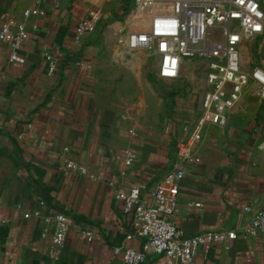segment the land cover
Segmentation results:
<instances>
[{
	"label": "crops",
	"instance_id": "obj_1",
	"mask_svg": "<svg viewBox=\"0 0 264 264\" xmlns=\"http://www.w3.org/2000/svg\"><path fill=\"white\" fill-rule=\"evenodd\" d=\"M37 1L0 0V26L22 19ZM127 4L113 15L104 1L44 0L45 16L26 20L30 39L20 54L23 62L13 63L10 45L0 41V264H125L114 253L117 247L143 250L142 240L126 239L135 224L117 195L138 187L152 202L154 190L174 168L183 121L192 112L177 104L174 93L166 119L151 125L107 95L103 73L117 69L111 61L116 53L132 57L133 68L140 64L126 47L109 45L127 30ZM91 9L101 15L98 28L76 41V28ZM45 50L60 60L55 75L42 58ZM77 60L89 65L78 68ZM118 70L126 91L145 93L128 70ZM193 83L176 94L198 102L206 87L200 93ZM231 121L205 131L195 167L181 182L177 221L187 237L241 228L250 222L245 207L264 206L260 135L255 126L235 127ZM126 151L135 155L131 166ZM71 159L87 173L62 171ZM198 203L201 208L194 206ZM36 211L70 218L59 253L52 251L53 225L25 217ZM85 228L94 230L93 241L82 239ZM196 263L264 264V237L239 239L208 254L200 250ZM144 264L167 261L150 256Z\"/></svg>",
	"mask_w": 264,
	"mask_h": 264
},
{
	"label": "built area",
	"instance_id": "obj_2",
	"mask_svg": "<svg viewBox=\"0 0 264 264\" xmlns=\"http://www.w3.org/2000/svg\"><path fill=\"white\" fill-rule=\"evenodd\" d=\"M43 1L25 9L22 19H8L0 26V41L10 45L13 63L23 62L20 54L30 39L26 20L45 16ZM127 5L124 16L128 27L119 43L145 50L157 59L160 79L176 82L193 78L197 81L193 84L206 88L198 102L189 94L174 95L177 104L190 110L192 116L183 121L174 168L154 190L152 202L142 197L138 187L118 193L117 199L124 203L125 212L135 224L134 233L126 239L142 240L143 250L121 246L114 253L125 264H144L150 256L164 257L167 264H197L200 250L208 254L216 248L229 249L239 239L264 237V206L256 203L245 207L250 222L241 228L209 230L187 237L177 221L180 185L195 167L197 148L205 131L209 127L226 128L234 112L242 109L250 97L264 106V0H130ZM100 21L99 12L89 10L76 28V41L94 33ZM138 21H142L140 26ZM42 58L49 74L55 75L60 60L49 50L43 52ZM75 65L85 68L89 64L77 60ZM258 148L264 154V136L260 137ZM125 155L126 164L131 166L135 155L130 151ZM61 170L87 173L72 159ZM194 206L202 207L199 203ZM25 217L43 218L52 224V251L59 253L64 248L71 225L67 215L42 216L36 211ZM81 237L91 242L95 232L85 228Z\"/></svg>",
	"mask_w": 264,
	"mask_h": 264
},
{
	"label": "rangeland",
	"instance_id": "obj_3",
	"mask_svg": "<svg viewBox=\"0 0 264 264\" xmlns=\"http://www.w3.org/2000/svg\"><path fill=\"white\" fill-rule=\"evenodd\" d=\"M100 1L107 2L105 11L114 15V13L119 12L122 2L130 0H98V2ZM113 19L114 17L111 18V20ZM138 23V26H140L142 21H138ZM119 39L118 37L117 41L116 37H114V39L110 40L109 45L113 49L121 51L125 47L119 43ZM125 49L128 53L133 54L135 60L140 64L133 68L132 64L134 59L132 57L116 53L111 61L117 69L103 73L108 86L107 95L116 103H122L128 115L139 116L142 120L150 122L151 125L155 122L162 123L169 114L170 97L174 93L182 92L190 88L189 83L191 81H197L193 78H183L176 82L161 80L157 74V59L145 50L131 49L128 47ZM253 60L256 61L254 56ZM122 68L128 70L127 73L132 78L137 79L136 81L143 86L142 89L145 93H140L138 90L126 91L124 89V86L126 87V84H124L126 80L124 75L118 70ZM195 88H199L200 93H202L204 85L199 87L195 86ZM240 117H245V119H241ZM232 123L235 127H247V129L251 125L255 126L256 133L260 137L261 135L264 136V106L257 104L255 99L248 98L244 103V107L237 110L236 115L232 118Z\"/></svg>",
	"mask_w": 264,
	"mask_h": 264
},
{
	"label": "bare ground",
	"instance_id": "obj_4",
	"mask_svg": "<svg viewBox=\"0 0 264 264\" xmlns=\"http://www.w3.org/2000/svg\"><path fill=\"white\" fill-rule=\"evenodd\" d=\"M148 59H149V57L148 56H146Z\"/></svg>",
	"mask_w": 264,
	"mask_h": 264
}]
</instances>
